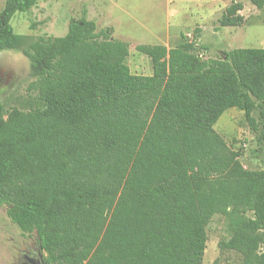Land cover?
Here are the masks:
<instances>
[{"label":"trees","instance_id":"obj_1","mask_svg":"<svg viewBox=\"0 0 264 264\" xmlns=\"http://www.w3.org/2000/svg\"><path fill=\"white\" fill-rule=\"evenodd\" d=\"M36 1L6 0L0 49L22 47L9 20ZM241 8L230 3L220 25H239ZM136 49L151 74L131 73L129 43L85 12L63 36L22 49L27 95L0 103L10 221L35 233L46 264H202L206 227L222 214L229 237L219 246L240 264H264V123L253 116L264 118V47L220 59H202L184 39ZM233 107L256 131L261 169H244L213 128Z\"/></svg>","mask_w":264,"mask_h":264},{"label":"rangeland","instance_id":"obj_2","mask_svg":"<svg viewBox=\"0 0 264 264\" xmlns=\"http://www.w3.org/2000/svg\"><path fill=\"white\" fill-rule=\"evenodd\" d=\"M5 2L0 0V11ZM232 2L242 5L238 11L242 21L221 26L219 19ZM84 12L97 30L110 28L112 37L129 43L125 63L135 74L152 72L151 60L136 49L138 44L170 48L184 39L195 45L202 59L224 58L225 52L239 47H264V0H38L27 11L13 13L9 20L12 32L24 36V43L19 48L0 49V72L7 75L0 85V103L5 100L7 107L27 95L32 78L29 58L22 49H31L39 36H63L70 20L81 18ZM253 116L260 127L264 118L257 112ZM213 128L239 154L244 169L263 167L256 131L243 109L225 110ZM206 233L202 264H240L238 253L219 246L229 237L225 215L215 214ZM38 247L35 233H23L10 221L7 206L0 204V264H18L23 253L33 256Z\"/></svg>","mask_w":264,"mask_h":264},{"label":"flooded vegetation","instance_id":"obj_3","mask_svg":"<svg viewBox=\"0 0 264 264\" xmlns=\"http://www.w3.org/2000/svg\"><path fill=\"white\" fill-rule=\"evenodd\" d=\"M6 74L4 72H0V85L7 81ZM41 255L40 248L36 249V252L32 255H27L23 253L22 259L19 260L18 264H35L37 260H39Z\"/></svg>","mask_w":264,"mask_h":264},{"label":"water","instance_id":"obj_4","mask_svg":"<svg viewBox=\"0 0 264 264\" xmlns=\"http://www.w3.org/2000/svg\"><path fill=\"white\" fill-rule=\"evenodd\" d=\"M35 264H46V263L44 262V260H43V256H42V254L40 255L39 260H37Z\"/></svg>","mask_w":264,"mask_h":264}]
</instances>
